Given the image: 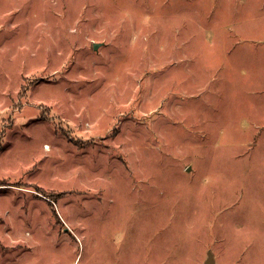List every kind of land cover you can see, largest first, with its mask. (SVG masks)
<instances>
[{
    "label": "rangeland",
    "instance_id": "rangeland-1",
    "mask_svg": "<svg viewBox=\"0 0 264 264\" xmlns=\"http://www.w3.org/2000/svg\"><path fill=\"white\" fill-rule=\"evenodd\" d=\"M210 256L264 264V0H0V264Z\"/></svg>",
    "mask_w": 264,
    "mask_h": 264
},
{
    "label": "water",
    "instance_id": "water-1",
    "mask_svg": "<svg viewBox=\"0 0 264 264\" xmlns=\"http://www.w3.org/2000/svg\"><path fill=\"white\" fill-rule=\"evenodd\" d=\"M212 255V253H210ZM209 264H212L214 262V260L212 259V257L210 256V258L208 259Z\"/></svg>",
    "mask_w": 264,
    "mask_h": 264
},
{
    "label": "bare ground",
    "instance_id": "bare-ground-1",
    "mask_svg": "<svg viewBox=\"0 0 264 264\" xmlns=\"http://www.w3.org/2000/svg\"><path fill=\"white\" fill-rule=\"evenodd\" d=\"M49 146V145H48ZM48 146H47V148H48Z\"/></svg>",
    "mask_w": 264,
    "mask_h": 264
}]
</instances>
